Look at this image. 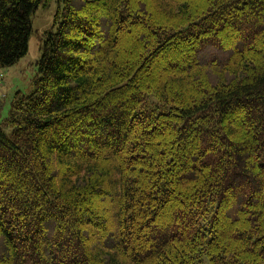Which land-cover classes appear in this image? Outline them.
I'll list each match as a JSON object with an SVG mask.
<instances>
[{
	"label": "trees",
	"instance_id": "trees-1",
	"mask_svg": "<svg viewBox=\"0 0 264 264\" xmlns=\"http://www.w3.org/2000/svg\"><path fill=\"white\" fill-rule=\"evenodd\" d=\"M51 1L0 0V71ZM41 51L0 264H264V0H58Z\"/></svg>",
	"mask_w": 264,
	"mask_h": 264
},
{
	"label": "rangeland",
	"instance_id": "rangeland-1",
	"mask_svg": "<svg viewBox=\"0 0 264 264\" xmlns=\"http://www.w3.org/2000/svg\"><path fill=\"white\" fill-rule=\"evenodd\" d=\"M58 11V0H52L47 7H40L32 18L33 34L29 42V52L16 66L1 70L3 73L2 90H0V119L7 117L10 104L15 94L21 91L27 94L37 73V64L42 57V39L44 34L53 29ZM237 122H241L237 119ZM104 205H107L106 203ZM113 221V220H112ZM116 224V222L114 221Z\"/></svg>",
	"mask_w": 264,
	"mask_h": 264
}]
</instances>
